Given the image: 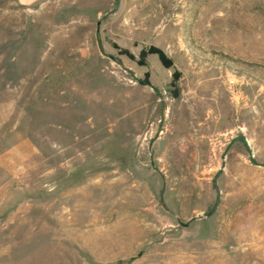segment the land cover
<instances>
[{
	"label": "rangeland",
	"instance_id": "1",
	"mask_svg": "<svg viewBox=\"0 0 264 264\" xmlns=\"http://www.w3.org/2000/svg\"><path fill=\"white\" fill-rule=\"evenodd\" d=\"M0 264H264V0H0Z\"/></svg>",
	"mask_w": 264,
	"mask_h": 264
},
{
	"label": "trees",
	"instance_id": "2",
	"mask_svg": "<svg viewBox=\"0 0 264 264\" xmlns=\"http://www.w3.org/2000/svg\"><path fill=\"white\" fill-rule=\"evenodd\" d=\"M145 54H154L156 55L158 61L164 68H169L172 65V62L170 59H168L165 54L160 50L155 47H149L146 52H141V56Z\"/></svg>",
	"mask_w": 264,
	"mask_h": 264
},
{
	"label": "water",
	"instance_id": "3",
	"mask_svg": "<svg viewBox=\"0 0 264 264\" xmlns=\"http://www.w3.org/2000/svg\"><path fill=\"white\" fill-rule=\"evenodd\" d=\"M31 10L29 8H26V12H30Z\"/></svg>",
	"mask_w": 264,
	"mask_h": 264
},
{
	"label": "bare ground",
	"instance_id": "4",
	"mask_svg": "<svg viewBox=\"0 0 264 264\" xmlns=\"http://www.w3.org/2000/svg\"><path fill=\"white\" fill-rule=\"evenodd\" d=\"M235 101H238V99H236ZM235 105L238 106L239 105L238 102Z\"/></svg>",
	"mask_w": 264,
	"mask_h": 264
}]
</instances>
